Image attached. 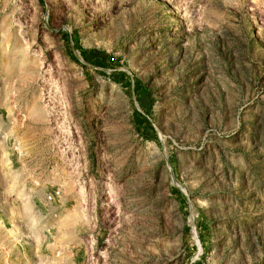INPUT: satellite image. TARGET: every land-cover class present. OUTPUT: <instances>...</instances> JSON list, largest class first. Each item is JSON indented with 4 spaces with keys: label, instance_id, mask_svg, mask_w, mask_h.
Returning a JSON list of instances; mask_svg holds the SVG:
<instances>
[{
    "label": "rangeland",
    "instance_id": "1",
    "mask_svg": "<svg viewBox=\"0 0 264 264\" xmlns=\"http://www.w3.org/2000/svg\"><path fill=\"white\" fill-rule=\"evenodd\" d=\"M0 264H264V0H0Z\"/></svg>",
    "mask_w": 264,
    "mask_h": 264
},
{
    "label": "built area",
    "instance_id": "2",
    "mask_svg": "<svg viewBox=\"0 0 264 264\" xmlns=\"http://www.w3.org/2000/svg\"><path fill=\"white\" fill-rule=\"evenodd\" d=\"M58 192H59L58 190H54L53 193L48 194L47 198H48V199H52V198H54V196H55Z\"/></svg>",
    "mask_w": 264,
    "mask_h": 264
}]
</instances>
